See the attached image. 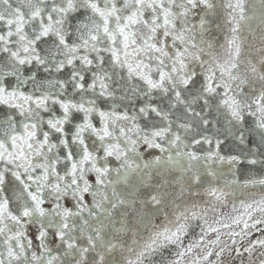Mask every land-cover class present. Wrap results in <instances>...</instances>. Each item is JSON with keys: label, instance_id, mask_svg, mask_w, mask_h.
Wrapping results in <instances>:
<instances>
[{"label": "snow or ice", "instance_id": "6c2138e0", "mask_svg": "<svg viewBox=\"0 0 264 264\" xmlns=\"http://www.w3.org/2000/svg\"><path fill=\"white\" fill-rule=\"evenodd\" d=\"M0 264H264V0H0Z\"/></svg>", "mask_w": 264, "mask_h": 264}]
</instances>
